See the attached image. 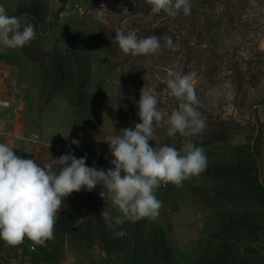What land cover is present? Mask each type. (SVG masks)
<instances>
[{"label":"rangeland","instance_id":"1","mask_svg":"<svg viewBox=\"0 0 264 264\" xmlns=\"http://www.w3.org/2000/svg\"><path fill=\"white\" fill-rule=\"evenodd\" d=\"M190 3L189 15L170 17L152 14L146 0H0L10 16L23 15L36 28L30 44L0 50L23 55L11 81L34 90L71 135L59 157L71 153L86 156L88 167L114 168L106 141L142 122L143 88L170 115L178 101L166 82L176 73L192 75L206 126L174 137L156 128L149 143L179 150L192 141L207 157L206 170L183 187L160 184L155 220L116 225L98 184L65 198L46 246L0 239V264H264V0ZM116 28L138 39L155 35L162 45L171 36L173 46L151 56L124 54ZM121 229L127 235L118 238Z\"/></svg>","mask_w":264,"mask_h":264},{"label":"clouds","instance_id":"2","mask_svg":"<svg viewBox=\"0 0 264 264\" xmlns=\"http://www.w3.org/2000/svg\"><path fill=\"white\" fill-rule=\"evenodd\" d=\"M152 14L177 17L191 12L190 0H146ZM37 38L36 28L25 17L10 16L0 5V48H23ZM155 35L138 39L135 33L125 34L122 28L115 29L114 41L124 54L151 56L171 48V36ZM166 88L178 101L170 115L158 108L155 93L141 90L138 115L141 123L132 128H123L108 141L110 161L114 168L107 171L88 167L87 157L76 158L71 153L41 166L33 159L17 156L7 143L0 142V239L9 246L21 245L25 238L34 246H46L53 240L54 226L64 200L73 192L82 189L92 191L103 186L100 195L111 201L116 210V225L126 221L137 222L144 218L155 220L162 202L155 191L161 183L183 187V182L198 177L207 167L204 149L192 141L179 150L164 145L153 147L156 128H166L167 135L174 137L194 136L205 128V117L198 111V99L192 75L176 73L168 79ZM73 143H78L73 141ZM123 173V175H122ZM107 191V195L105 191ZM101 217L109 220L110 214L102 211ZM127 233L121 229L115 236L122 238Z\"/></svg>","mask_w":264,"mask_h":264},{"label":"crops","instance_id":"3","mask_svg":"<svg viewBox=\"0 0 264 264\" xmlns=\"http://www.w3.org/2000/svg\"><path fill=\"white\" fill-rule=\"evenodd\" d=\"M24 61L23 55L0 50V142L12 147L17 156L43 166L59 158L71 135L53 122L47 107L41 108L34 90L11 81Z\"/></svg>","mask_w":264,"mask_h":264},{"label":"trees","instance_id":"4","mask_svg":"<svg viewBox=\"0 0 264 264\" xmlns=\"http://www.w3.org/2000/svg\"><path fill=\"white\" fill-rule=\"evenodd\" d=\"M63 1H65V0H63ZM153 240H154V241L157 240L155 236H154ZM157 246H158V248H160V246H161V249H163V256L166 257L167 260H169L171 254H170V251H168L167 246H166V244L164 243V241H161L160 243L157 242ZM159 251H160V250H158V251L156 252V254H159Z\"/></svg>","mask_w":264,"mask_h":264}]
</instances>
